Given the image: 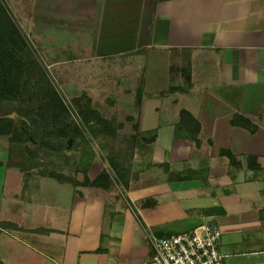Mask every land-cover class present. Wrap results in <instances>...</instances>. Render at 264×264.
I'll list each match as a JSON object with an SVG mask.
<instances>
[{
  "label": "crops",
  "instance_id": "0c3cea01",
  "mask_svg": "<svg viewBox=\"0 0 264 264\" xmlns=\"http://www.w3.org/2000/svg\"><path fill=\"white\" fill-rule=\"evenodd\" d=\"M64 9V51L92 49L98 59L111 58L118 36L127 35L126 53L140 58L115 64L126 73L121 89L133 90L123 102L126 136L141 138L133 177L121 199L106 178L93 183L103 173L94 159L64 197V221L53 223H26L0 200V222L18 226L0 224V264H143L150 234L203 223L220 228L227 264H264V0H64ZM170 86L179 89L156 95ZM181 109L199 121L197 141L175 136ZM236 113L256 129L232 125ZM0 139L7 151L0 166L10 169L9 140ZM221 149L255 155L262 169L242 159L233 167ZM12 168L7 195L16 199L23 186V199L36 203V181L28 187Z\"/></svg>",
  "mask_w": 264,
  "mask_h": 264
},
{
  "label": "trees",
  "instance_id": "16d2710c",
  "mask_svg": "<svg viewBox=\"0 0 264 264\" xmlns=\"http://www.w3.org/2000/svg\"><path fill=\"white\" fill-rule=\"evenodd\" d=\"M176 89L179 88L170 86L167 91L156 95L162 97ZM142 95L140 87L136 92L137 106ZM73 104L78 109V114L89 134L109 136L113 140L118 137V131L123 127V123L115 118L104 117L92 106L91 98L86 93L75 98ZM70 112L69 105L64 102L63 96L50 80L46 68L32 53L26 37L0 2V136L5 135L9 140V165L18 167L24 176L28 177L35 168L40 167L36 158L42 151L48 156L45 164L38 170L41 176L60 181H73V178L57 170L60 156L67 154L75 166L83 167L82 171L86 177L87 169L94 161L95 155L89 146L85 131L72 120ZM131 119L128 117V120ZM231 123L250 131L256 129L251 119L239 113L233 116ZM174 128L176 137L197 141L200 123L189 111L181 109L180 120ZM181 132H186V135H182ZM128 138L131 142L127 148L128 152L122 155L112 154L108 158L112 174L103 170L93 183H102L106 178L113 186L117 183L128 188L133 177L131 161L134 149L141 139L135 136ZM154 138V136L145 138V141ZM220 154L226 156L233 167L240 166L243 160L252 170L262 169L255 155L237 154L230 149H221ZM166 171L169 172L168 168ZM173 175L170 172L169 178L171 179ZM177 178L186 179L188 176L178 175ZM0 224L8 228L18 227L15 223L7 221ZM32 231L48 230L36 228Z\"/></svg>",
  "mask_w": 264,
  "mask_h": 264
},
{
  "label": "rangeland",
  "instance_id": "374dc122",
  "mask_svg": "<svg viewBox=\"0 0 264 264\" xmlns=\"http://www.w3.org/2000/svg\"><path fill=\"white\" fill-rule=\"evenodd\" d=\"M0 2L26 37L32 53L46 68L50 80L63 96L64 102L69 105L73 121L83 123L73 103L75 98L86 93L91 98L92 106L104 117L115 118L123 123V127L118 131L119 136L115 140L109 136H93L88 133L89 130L85 126L86 138L94 152L96 164L102 165L103 170L112 174L108 158L112 154H125L131 144L126 136L129 132L127 127L131 125L126 124L125 120V109L129 106L123 102L124 97L133 94V90L121 89L119 85H123L121 79L126 73L115 64L127 65L130 60L137 58L136 55L131 56L130 53H126L132 40H129L127 35H119L115 41L117 55L106 59L96 58L94 56L96 51L92 49L87 52L84 49L77 52L75 48L72 51H64V16L67 14V10L64 9V0H0ZM82 44L85 45L84 41ZM69 54L75 58L70 57ZM85 54L89 56H84ZM119 101L122 102L121 105L118 104ZM47 156L45 152L40 151L36 158L40 167L33 170L32 176L26 177L28 187L33 183L31 180L37 183L36 203H29L23 199V186L17 188L16 199L7 195L8 182L16 179L14 173L16 170L12 166H8L10 169L0 166V186H4L0 200L6 213L12 215V213L21 212L23 219L26 218V223L64 221V197L77 187V183L73 181L64 183V181L41 176L38 170L45 164ZM6 159L7 151L0 145V161H6ZM59 161L61 164L59 162L57 166L58 171L73 180L76 177L84 178L83 172L76 170L69 155H61ZM115 187L122 199L126 195L125 188L117 183Z\"/></svg>",
  "mask_w": 264,
  "mask_h": 264
},
{
  "label": "built area",
  "instance_id": "2783aa9c",
  "mask_svg": "<svg viewBox=\"0 0 264 264\" xmlns=\"http://www.w3.org/2000/svg\"><path fill=\"white\" fill-rule=\"evenodd\" d=\"M77 123L85 131V125ZM221 235L211 223L167 236L150 234L151 252L143 264H227V254L219 246Z\"/></svg>",
  "mask_w": 264,
  "mask_h": 264
}]
</instances>
